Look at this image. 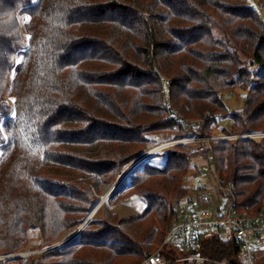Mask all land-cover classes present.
Returning <instances> with one entry per match:
<instances>
[{
	"label": "trees",
	"instance_id": "16d2710c",
	"mask_svg": "<svg viewBox=\"0 0 264 264\" xmlns=\"http://www.w3.org/2000/svg\"><path fill=\"white\" fill-rule=\"evenodd\" d=\"M19 12L30 16L24 27ZM238 90L247 93L243 107L230 113L224 94ZM195 120L200 136L264 133V8L248 0H0V254L25 248L31 230L42 247L55 244L87 221L104 187L156 142L150 136L183 138ZM163 154L161 167L147 161L119 196L140 197L141 213L122 217L114 201L104 203L70 243L20 264H139L158 253L196 191L181 180L198 152L180 145ZM201 154L214 158L222 185H236L239 209H264V138L215 142ZM203 249L231 260L239 247L212 231ZM168 250L161 254L171 259Z\"/></svg>",
	"mask_w": 264,
	"mask_h": 264
},
{
	"label": "built area",
	"instance_id": "2783aa9c",
	"mask_svg": "<svg viewBox=\"0 0 264 264\" xmlns=\"http://www.w3.org/2000/svg\"><path fill=\"white\" fill-rule=\"evenodd\" d=\"M22 15L25 21H29L28 14ZM160 79L163 84H170V80L164 75H160ZM165 101L168 106H171L168 91L165 93ZM217 118H221V114H218ZM188 124L194 131L193 134L162 142L145 152L138 161L142 163V160L180 145H195L209 149L215 142L264 138V133L225 134L218 132L213 135L200 136L196 134L200 122L190 121ZM209 161L213 163L214 158L210 156ZM136 164L131 167L133 170L139 167ZM205 171L209 172L210 169ZM216 201H218V207H215ZM81 231L82 226L55 244L37 250L0 254V262L29 258L61 248L75 239ZM212 231L217 232L221 239H226L228 234L229 237L233 236L237 240L239 250L237 254L231 256V260L219 259L204 253L203 239L206 233ZM164 248L177 249L181 251V256L177 257L169 252L172 258H166L161 254ZM261 251H264V209L258 214L239 209L236 200V185L234 183L222 185L218 181V199H215L202 186L196 188L193 194L185 197L172 225L164 235L159 252L146 255L139 264H258L257 254Z\"/></svg>",
	"mask_w": 264,
	"mask_h": 264
},
{
	"label": "rangeland",
	"instance_id": "374dc122",
	"mask_svg": "<svg viewBox=\"0 0 264 264\" xmlns=\"http://www.w3.org/2000/svg\"><path fill=\"white\" fill-rule=\"evenodd\" d=\"M248 3L254 4L260 10V12L263 14V8L264 7L261 5L259 0H248ZM22 14L23 13L19 12L18 19H19V23H20L21 27H24V25L27 21H25V19H24L25 17ZM24 14H27V13H24ZM26 39L29 40L28 34H26ZM262 68L263 67H261V69ZM12 75H13V73H12ZM163 85H164L165 89L168 90L169 84L165 83ZM168 93H169V91H168ZM246 94H247L246 92H243L241 90H238L235 93L224 94V103H225V105H226V107L230 113L236 112L243 107L244 98H245ZM7 97L11 102H13L12 101L13 98H11L9 95ZM209 113L210 112H207L206 115H208ZM195 121L200 122L199 120H195ZM221 125L223 127L226 126L227 128L230 127L229 119H224L222 116ZM200 127H201V125H200ZM218 132H221V129L217 130L214 134H216ZM150 138L155 139L156 142L153 145L149 146L147 148V151L150 150L151 148H153L154 146L162 143V142L175 139L171 133L152 135V136H150ZM185 146L191 147L192 150L197 151L198 155H196L192 158L189 170L186 173V175L182 178L181 183L184 185H187V186H192L193 188H198V187L202 186V187H204V189L208 193H210L212 196H214L215 199H218V179L216 177V174L214 172H212L213 168H212V165L209 163L208 159L204 155L201 154V150L203 148L196 147L195 145H185ZM139 159L135 160L131 165L126 167L124 172L121 174V176L115 182L106 185L103 189L102 195L100 196V198L102 199L115 186L116 189L113 190V192L110 194L111 198L106 203L110 204L114 201L113 209L115 211H117L122 217L137 215V214L141 213L145 207L144 202L138 196H132V197H129V198L124 199V200L119 198L121 193L129 186L128 177L131 174H133L134 172L138 171L140 168H143L147 161H151V164L153 166H159V167H161L165 161V157H164L163 152L157 153V154L149 157L148 159H145L144 161L142 160V163H140L141 161H138ZM136 163L138 165L140 163V165H139V167H136L135 170H133L131 167ZM206 169H210V171L206 172L205 171ZM128 172H130L128 174V176L126 178H123V176H125V174H127ZM110 195H108V196H110ZM215 207H218V201H216ZM100 208L97 210V212L95 213L94 216L97 215ZM81 226H83V224L67 231L56 242L62 240L66 236L70 235L73 231L80 228ZM228 238H229V236L227 234V239ZM39 248H43L42 247V239H41L39 230H31L29 233V244L25 248L18 250L16 252L33 251V250H37ZM258 255H259V257H258ZM178 256L180 257L181 255H177V257ZM26 259H28V258L16 259V260H10V261H15L14 264H20L21 261H24ZM257 263L258 264H264V251H261L260 253L257 254ZM176 264H189V263H176Z\"/></svg>",
	"mask_w": 264,
	"mask_h": 264
},
{
	"label": "water",
	"instance_id": "95a60500",
	"mask_svg": "<svg viewBox=\"0 0 264 264\" xmlns=\"http://www.w3.org/2000/svg\"><path fill=\"white\" fill-rule=\"evenodd\" d=\"M130 172H128L127 174H125V176H123V178H126L128 176ZM122 178V179H123ZM111 198V196L106 197L105 196L101 199L100 203L98 204L97 208L94 210V212L91 214V216L87 219V221L83 224L82 226V230L84 229V227L90 222V220L94 217L95 213L97 212V210L104 204L106 203L109 199Z\"/></svg>",
	"mask_w": 264,
	"mask_h": 264
},
{
	"label": "crops",
	"instance_id": "0c3cea01",
	"mask_svg": "<svg viewBox=\"0 0 264 264\" xmlns=\"http://www.w3.org/2000/svg\"><path fill=\"white\" fill-rule=\"evenodd\" d=\"M171 252H172V254L175 255V256H177V255H181V251H179V250H177V249H175V250H171ZM258 257H259V255H258Z\"/></svg>",
	"mask_w": 264,
	"mask_h": 264
},
{
	"label": "bare ground",
	"instance_id": "6f19581e",
	"mask_svg": "<svg viewBox=\"0 0 264 264\" xmlns=\"http://www.w3.org/2000/svg\"><path fill=\"white\" fill-rule=\"evenodd\" d=\"M116 189V187L114 186L108 193H107V195L105 196V199H106V197L108 196V195H110L112 192H113V190H115ZM111 196V195H110Z\"/></svg>",
	"mask_w": 264,
	"mask_h": 264
}]
</instances>
